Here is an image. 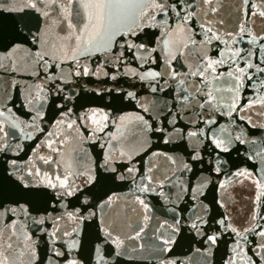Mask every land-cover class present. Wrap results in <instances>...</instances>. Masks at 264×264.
Wrapping results in <instances>:
<instances>
[{
    "label": "water",
    "instance_id": "water-1",
    "mask_svg": "<svg viewBox=\"0 0 264 264\" xmlns=\"http://www.w3.org/2000/svg\"><path fill=\"white\" fill-rule=\"evenodd\" d=\"M102 2L0 0V264H264V0Z\"/></svg>",
    "mask_w": 264,
    "mask_h": 264
},
{
    "label": "snow or ice",
    "instance_id": "snow-or-ice-1",
    "mask_svg": "<svg viewBox=\"0 0 264 264\" xmlns=\"http://www.w3.org/2000/svg\"><path fill=\"white\" fill-rule=\"evenodd\" d=\"M192 0H177V4L173 5H167L166 0H151V3H145L144 0H118L117 3H112L110 0H103L102 3H96L93 5H85V6H90L99 9V16L101 20V27L103 29V34L98 32L96 36L92 37L91 40L84 39V45L85 47L88 46V44L92 43H110L111 38L119 31L120 35H126V34H134V31L131 27H129V22H134L136 16L139 14L140 16H147V12L145 9H160L161 13L167 17L168 16V11L169 9H175L177 5L181 7V11H176L174 15L179 18L181 21L180 25H169V31L174 32L177 35H180V33L184 32L185 29L183 27V22L186 21L188 18H190V13L186 11L188 7L191 6ZM36 5L33 4L31 7H35ZM0 7H3L2 4H0ZM113 8H118L120 9V13L115 15L112 12ZM107 10V11H106ZM184 12V15H181V12ZM261 16H264V12L260 13ZM152 18L154 19L155 16L153 15ZM71 27V25H69ZM202 28L205 27V25H201ZM121 29H127V32L121 31ZM212 27L209 25L206 28V33L211 32ZM243 31V29H242ZM205 33V34H206ZM84 37V32L83 30L81 31L80 35L72 36L70 35L68 38L70 42L74 43L76 47L72 48L71 51L73 53L72 59H76V52L79 49L82 38ZM219 39V37H217ZM261 39H264V37H261ZM81 55L84 53L81 52ZM47 55V54H45ZM239 55V53H237ZM38 56V62L44 61V55H40L37 53ZM223 62L220 60L216 61H210L206 67H201L198 69L197 73H194V75H203L205 72L208 73L209 76H213V74L216 72V67L215 65L217 64H222ZM0 67H3L2 64H0ZM243 71V70H241ZM261 71H264V69H261ZM152 76L159 75L158 73H150ZM233 73L229 72V76H232ZM213 78H216L213 76ZM206 82V81H205ZM199 91V90H197ZM208 96L210 97L207 100V103L211 105L212 97L211 93H208ZM187 99V97H185ZM204 105L201 104V107ZM142 119V117H141ZM71 127V125H69ZM2 131V129H0ZM58 179V178H57ZM48 186L50 187H57V184L52 183L51 181L48 182ZM60 186L62 187H67L66 181L60 182ZM261 235H264V232L260 233ZM209 239L214 240V237H210Z\"/></svg>",
    "mask_w": 264,
    "mask_h": 264
}]
</instances>
